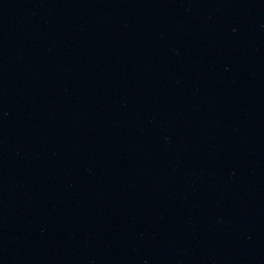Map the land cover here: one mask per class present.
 I'll use <instances>...</instances> for the list:
<instances>
[{
	"label": "water",
	"instance_id": "95a60500",
	"mask_svg": "<svg viewBox=\"0 0 264 264\" xmlns=\"http://www.w3.org/2000/svg\"><path fill=\"white\" fill-rule=\"evenodd\" d=\"M0 264H229L159 0H0Z\"/></svg>",
	"mask_w": 264,
	"mask_h": 264
}]
</instances>
